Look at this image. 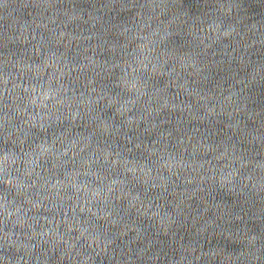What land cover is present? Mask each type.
<instances>
[{"label":"water","instance_id":"obj_1","mask_svg":"<svg viewBox=\"0 0 264 264\" xmlns=\"http://www.w3.org/2000/svg\"><path fill=\"white\" fill-rule=\"evenodd\" d=\"M0 264H264V0H0Z\"/></svg>","mask_w":264,"mask_h":264}]
</instances>
